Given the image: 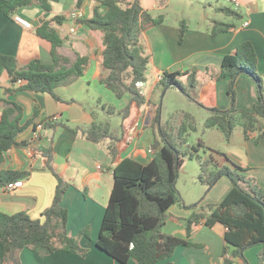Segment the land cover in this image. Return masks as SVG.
Wrapping results in <instances>:
<instances>
[{
  "label": "crops",
  "instance_id": "1",
  "mask_svg": "<svg viewBox=\"0 0 264 264\" xmlns=\"http://www.w3.org/2000/svg\"><path fill=\"white\" fill-rule=\"evenodd\" d=\"M98 1L84 0L77 8V0H47L50 6L47 13L34 3L18 8L10 17L0 14V55L13 57L18 69L35 60L42 64L52 62L50 43L36 34L43 21L48 22L62 40L57 49L60 56L70 62H74L77 56L88 60L81 76L71 77L54 88L59 100L42 92L17 90L8 94L6 90L12 88L10 77L5 70L0 74V116L6 102L14 103L21 109L19 125L24 126L16 137L17 145L4 153L0 170L29 172L26 178L19 180L21 187L14 190L0 187V213L12 215L24 212L32 220L43 222L42 213L51 205L56 187V179L46 167L43 156L50 150L53 171L68 185L61 200V206L67 211L68 235L76 238L79 246L87 251L81 258L72 249L45 255L24 248L19 252L20 264H118L96 246L113 185V169L125 158L142 165L152 160L155 152L152 145L158 140V134L150 122L156 110H160L157 101L162 90L157 83L164 72L196 71L197 86L193 90L199 88L198 101L203 102L201 106L205 107L207 118L214 109L224 111L230 107V79L217 77L223 57L234 54L239 43H251L257 56L256 70L264 76V0H237L238 6L226 0L227 6L209 5L210 13L198 18L195 25L186 26L182 44L178 43V22L163 16L161 24L149 27L138 35L144 52L149 56L145 81L138 86L145 103L141 106L132 103L128 117L123 120L117 112L128 105L130 96L117 98L100 83L99 79L104 74L102 33L81 23L92 17ZM168 2L139 0L141 8L149 13L163 10ZM222 7L239 13L240 20H233L220 12L218 9ZM14 16L28 21L31 28L25 29L17 24ZM56 16L64 20L58 24L53 20ZM214 22L232 24L233 28L212 36L210 30ZM188 97L195 103L190 95ZM234 102L237 110L246 112H252L257 104V87L248 76L241 75L236 79ZM110 108L113 111H109ZM186 116L191 117L190 114ZM45 120L57 122L58 126L55 129L42 128L36 138L34 126ZM160 121L163 124L161 112ZM93 123L107 124L108 133L118 139L115 156L109 152L110 140L101 138L92 142L82 134L81 130L89 129ZM166 123H169L170 129L173 127L172 121ZM262 130L264 120L258 118L255 129L248 132L246 138L242 133L241 146L236 154L228 155L233 157L231 161L235 165L246 169V175L264 190V143L255 140ZM233 138L234 132L228 142H232ZM231 188L230 181L221 178L210 190L205 186L202 196L193 195L189 199L180 195L179 202L168 210L163 231L186 239L183 219L193 212L186 207L198 204L197 212L201 206L219 203ZM82 230H86L87 236L81 234ZM224 232L225 228L219 224L211 228L203 223L195 225L187 239L191 245L176 247L171 257L162 264H224L225 260L229 264H244L241 258L231 256L232 248L223 255ZM261 250V246H254L244 251L245 262L259 264ZM127 264L135 263L129 260Z\"/></svg>",
  "mask_w": 264,
  "mask_h": 264
},
{
  "label": "trees",
  "instance_id": "2",
  "mask_svg": "<svg viewBox=\"0 0 264 264\" xmlns=\"http://www.w3.org/2000/svg\"><path fill=\"white\" fill-rule=\"evenodd\" d=\"M83 1L77 0L76 7L79 8ZM34 3L44 12H49L47 0H0V14L10 17L18 8ZM218 10L233 20L238 21L241 18L239 13L229 8L222 7ZM53 20L60 24L64 19L56 16ZM162 22V16L152 18L149 12L143 10L139 0L132 2L99 0L92 17L81 21L87 28L102 33L104 74L99 79L100 83L117 98L130 96L128 105L117 112L123 120L128 117L132 103L137 106L145 103L137 83L145 81L149 56L144 52L138 35ZM231 28L232 24L214 22L210 34L215 36ZM185 31V23L180 22L179 44L183 42ZM36 34L50 43L52 62L42 64L35 60L25 68L18 69L13 57L0 55V74L5 70L12 84V88L6 92L8 94L17 90L42 92L59 100L54 94V88L71 77L81 76L88 60L86 57L77 56L74 62H70L69 59L60 56L57 49L62 45V40L46 21L36 29ZM256 64V53L248 41L239 43L234 54L223 57L217 78L230 79L228 88L230 107L224 111L214 109L205 120L204 127L219 129L226 141L232 136L236 120L242 127L245 138L248 132L255 129L258 118L264 120V76L259 75ZM241 75L248 76L257 87L258 102L252 112L237 110L235 107L234 84ZM181 76L185 77L186 86L180 82ZM17 81L23 83L17 85ZM196 86L195 70L184 73L164 72L157 83V87L162 91L175 88L187 96H189L187 90H193ZM108 110L113 111L112 108ZM21 115L20 107L11 102H6V107L1 111L0 166L4 162V153L17 145L16 137L24 129V126L19 125ZM150 125L158 134V140L152 145L155 150L152 160L147 165H142L125 158L113 169V185L96 241L97 248L118 264H127L129 260H133L135 264H162L171 257L176 247L191 245L187 239L195 225L203 223L211 228L219 224L225 228L223 255L232 248L231 256L241 258L244 264H247L243 257L244 251L261 246L259 264H263L264 190L254 179L246 175V169L235 165L222 153H219L220 160H216L212 155L208 159L199 160L201 173L198 181L210 190L219 179L226 178L232 185L228 194L221 202L201 206L197 212L198 204L186 207L193 211L189 217L183 219L186 239L168 235L163 231L168 210L180 200L175 186L183 160L175 147L169 123L162 124L160 121L159 108L153 115ZM57 126V122L49 120L42 122L44 129H55ZM181 130L182 128L179 129L176 139L179 145H185ZM81 132L92 142H97L101 138L110 140L109 152L115 156V144L118 139L108 133L107 124L103 126L93 123L89 129ZM255 140L264 143V130L258 133ZM197 151V147H193L191 150H185L183 154L192 158ZM43 156L46 159V167L56 179L52 203L42 213L43 222L32 220L24 212L12 215L0 213L2 264H20L19 252L24 248L45 255L72 249L81 258L87 253L79 246L76 238L68 235L66 229L67 211L61 206V200L68 185L53 171L50 150L44 152ZM28 174L29 172L1 169L0 187L24 179ZM81 234L87 236L86 230H82ZM224 264H229V261L225 260Z\"/></svg>",
  "mask_w": 264,
  "mask_h": 264
},
{
  "label": "rangeland",
  "instance_id": "3",
  "mask_svg": "<svg viewBox=\"0 0 264 264\" xmlns=\"http://www.w3.org/2000/svg\"><path fill=\"white\" fill-rule=\"evenodd\" d=\"M209 5L227 6L228 4L224 0H169L168 5L163 10L159 12L152 11L150 14L153 18L162 15L168 20L177 21L178 26L180 22H184L186 26L195 25L198 18L210 13ZM179 80L186 86L185 78ZM187 91L190 97L195 100V103L175 88L161 91L157 102L160 106L163 124L168 121L173 122L174 128L172 127L170 130L175 147L179 150L180 157L183 160L175 186L176 191L178 196L182 195L190 199L193 195L202 196L204 193L205 186L198 181V176L201 173L199 160L208 159L210 155L216 160H220L219 153L225 154L232 160L233 157L228 154H236V150L240 148L243 130L238 120H236L233 130L234 138L229 143L224 139L219 129L205 128L204 122L208 114L203 109L205 107L202 108L201 106L203 102L198 101L199 88ZM188 114L191 117L186 116ZM116 120L119 122L118 118ZM181 128L185 145H179L176 139ZM198 143L201 144L198 146ZM193 147H197L198 151L194 153L195 155L192 158L183 154L185 150H191ZM229 166L233 168L231 165Z\"/></svg>",
  "mask_w": 264,
  "mask_h": 264
},
{
  "label": "built area",
  "instance_id": "4",
  "mask_svg": "<svg viewBox=\"0 0 264 264\" xmlns=\"http://www.w3.org/2000/svg\"><path fill=\"white\" fill-rule=\"evenodd\" d=\"M228 3H232L235 6H238V1L237 0H226ZM76 16V15H75ZM14 21L21 25L22 27H24L25 29H30L31 28V24L26 21L25 19L19 17V16H14ZM244 25H247V23H244ZM73 31V30H71ZM22 81H17V85L22 84ZM140 85V83H137V87ZM42 130V123H38L35 125V131H34V136L37 138L39 136L40 131ZM150 152H154L153 150H150ZM22 186V182L21 181H16V182H12L7 184L6 186H4V188L6 190H14L16 188H19Z\"/></svg>",
  "mask_w": 264,
  "mask_h": 264
}]
</instances>
